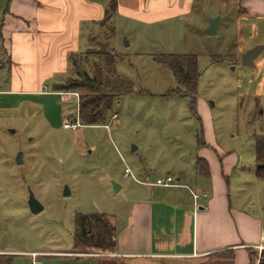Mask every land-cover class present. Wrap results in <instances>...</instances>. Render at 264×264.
Returning a JSON list of instances; mask_svg holds the SVG:
<instances>
[{"label": "rangeland", "instance_id": "1", "mask_svg": "<svg viewBox=\"0 0 264 264\" xmlns=\"http://www.w3.org/2000/svg\"><path fill=\"white\" fill-rule=\"evenodd\" d=\"M199 10L160 21L115 13L108 21L105 15L104 23L83 22L88 41L95 36L92 50L101 49L99 41H110L106 51L115 54V74L135 85L133 92L115 100L104 124L87 125L80 119L76 128L65 127L66 120L76 122L70 112L79 114L76 95L64 99L62 90L52 91L51 80L41 92L13 91L17 86L11 83L10 66L0 65V255L13 257L14 264H226L216 256L221 252L198 261L157 263L94 247L77 251L74 246L79 212L119 214L128 206L126 196L141 187L126 177V165L139 178L144 167L153 175L164 170L185 173L195 166L197 138H207L213 128L225 150L237 152L240 164L228 178L233 204L245 206V168L256 172L261 166L255 138L264 139V49L254 65L243 63L242 55L264 44V32L252 25L255 18L224 16L218 32L209 34L205 30L213 12ZM259 27L264 31V24ZM163 53L196 54L195 110L192 94L155 59ZM89 54L77 59L94 75V63L101 58ZM134 145L139 148L132 151ZM20 151L22 163L16 159ZM259 179L264 210V177ZM246 186L254 193L252 185ZM30 190L44 205L36 214L28 203ZM254 250L250 264L263 258Z\"/></svg>", "mask_w": 264, "mask_h": 264}, {"label": "crops", "instance_id": "2", "mask_svg": "<svg viewBox=\"0 0 264 264\" xmlns=\"http://www.w3.org/2000/svg\"><path fill=\"white\" fill-rule=\"evenodd\" d=\"M110 2L0 0V65L10 66L11 83L17 86L13 91L41 92L43 83L49 80L53 91L55 83L72 75L71 55L92 49L95 39L88 41L83 22L104 23ZM195 8L201 9V14L212 11L213 17L255 18L252 25L264 32L259 27L264 24V0H117L113 15L160 21L191 14ZM202 137L205 144L199 147L197 138L198 156L193 169L177 175L167 170L153 175L144 167L142 178L134 173L150 183L132 177L141 187L126 196L128 206L123 212L108 215L115 227L114 255L144 257L157 263L198 261L232 248L234 264L251 263L254 246L264 244L263 202L257 191L260 177L252 168H245L249 175L243 178L241 190L246 203L244 207L234 205L228 176L240 164L237 152L225 150L214 128L208 130L207 138ZM198 157L207 160L208 169L198 170ZM168 174L175 175L179 183L155 184L158 177ZM247 184L254 187V193L247 190ZM121 188L118 185V190ZM196 193L206 195L195 198Z\"/></svg>", "mask_w": 264, "mask_h": 264}, {"label": "trees", "instance_id": "3", "mask_svg": "<svg viewBox=\"0 0 264 264\" xmlns=\"http://www.w3.org/2000/svg\"><path fill=\"white\" fill-rule=\"evenodd\" d=\"M116 8L117 0H111L106 12V21L110 20ZM89 53L96 55L99 53L98 57L101 58L94 63V75L81 67V63L77 59L79 54H72L73 71L77 72L76 75L68 76L65 80L55 83L53 87L54 90H81L78 104L81 122L87 125L104 124L109 119L115 100L124 93L133 92L135 85L131 80L115 74L116 57L114 53L102 49L95 51L88 49L83 55L88 56ZM155 59L159 63L168 66L178 82L185 87L188 95L192 94V104L195 110V95L199 79L196 54L163 53L156 55ZM255 139L256 157L257 161L261 163L256 173L259 177H264V139L261 135H258ZM203 144H205L203 137L199 136L198 146L200 147ZM197 168L199 171L208 169L207 160L198 157ZM74 226V246L77 251L89 250L92 247L101 250H115V227L106 213L86 214L79 212L76 215ZM107 233L111 236V240L106 239ZM96 235L98 238H96ZM226 252H218L219 254L216 256L225 259L226 264L228 261L229 264H234L235 253L233 249L229 248ZM253 256L254 253L251 252V260ZM262 257L259 264H264V250L262 251ZM0 264H14L13 257L6 256V254L0 255Z\"/></svg>", "mask_w": 264, "mask_h": 264}, {"label": "water", "instance_id": "4", "mask_svg": "<svg viewBox=\"0 0 264 264\" xmlns=\"http://www.w3.org/2000/svg\"><path fill=\"white\" fill-rule=\"evenodd\" d=\"M220 19H221L220 15L211 18L210 23H209V25L205 31L209 34L217 33L218 28H219ZM99 44H100L102 50H106L108 45H109V41H99ZM262 49H264V44H258L256 46L246 50L242 55L243 63L254 65V63H255L254 58ZM74 114L75 113L72 112L70 114V117H73ZM11 131L14 132L15 130L11 129ZM136 147H137V145H134L132 148V151H134L136 149ZM22 155H23V153H22V151H20L16 157L18 163L23 162ZM28 203H29L30 208L34 214L40 212L44 208V205L37 199V197L35 196V194L32 190H30V193H29Z\"/></svg>", "mask_w": 264, "mask_h": 264}, {"label": "built area", "instance_id": "5", "mask_svg": "<svg viewBox=\"0 0 264 264\" xmlns=\"http://www.w3.org/2000/svg\"><path fill=\"white\" fill-rule=\"evenodd\" d=\"M59 92L63 96L64 99H68L72 95H76V97L78 98V103H79V100H80L79 91H77V90H62V91H59ZM75 115L77 116L76 122H71L69 120H66L65 123H64L65 127L74 129L80 124L79 114L75 113L74 116ZM125 175L133 177L135 180H137L139 182L150 183L149 181H141V180H139L136 177V175L134 174V172L132 171V169H131V167L129 165H126ZM178 183H179V181H178L177 177H175V175L168 174V175H165V176L158 177L155 184H158V185H177ZM201 195H206V193H202V194L196 193L195 194V198H199ZM254 247L258 250V253H262V251L264 250V244H256ZM258 261L260 262L259 259H258ZM259 262H258V264H259Z\"/></svg>", "mask_w": 264, "mask_h": 264}]
</instances>
